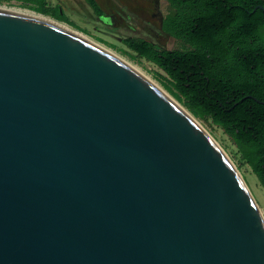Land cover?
<instances>
[{
    "label": "water",
    "instance_id": "obj_1",
    "mask_svg": "<svg viewBox=\"0 0 264 264\" xmlns=\"http://www.w3.org/2000/svg\"><path fill=\"white\" fill-rule=\"evenodd\" d=\"M0 264H264V219L161 90L0 11Z\"/></svg>",
    "mask_w": 264,
    "mask_h": 264
},
{
    "label": "trees",
    "instance_id": "obj_2",
    "mask_svg": "<svg viewBox=\"0 0 264 264\" xmlns=\"http://www.w3.org/2000/svg\"><path fill=\"white\" fill-rule=\"evenodd\" d=\"M11 1L73 26L48 0H0ZM83 1L102 15L96 0ZM165 1L161 30L185 49L135 37L121 43L164 73L165 86L195 118L223 130L264 188V0Z\"/></svg>",
    "mask_w": 264,
    "mask_h": 264
},
{
    "label": "rangeland",
    "instance_id": "obj_3",
    "mask_svg": "<svg viewBox=\"0 0 264 264\" xmlns=\"http://www.w3.org/2000/svg\"><path fill=\"white\" fill-rule=\"evenodd\" d=\"M101 10L102 16H96L83 0H48L50 5H57L61 12L73 23L71 27L89 36L96 42L111 49L116 55L126 60L132 66L138 68L141 73L152 79L162 90L168 93L183 107L182 102L173 94V89H168L161 76L164 73L152 63L139 58L135 53L128 50L122 43L123 38L135 37L147 40L163 49H185L183 43L164 35L158 24V18L154 15V5L152 0H96ZM155 2V0H153ZM157 2V1H156ZM160 4L161 13L166 14L169 7L166 3ZM1 6L28 9L14 1L0 2ZM165 83V84H164ZM203 129L214 139V141L224 151L234 167L237 169L242 180L246 184L252 197L254 198L261 215L264 219V188L252 173L251 169L242 163L229 137L223 130L214 125L210 119L200 120L196 118Z\"/></svg>",
    "mask_w": 264,
    "mask_h": 264
},
{
    "label": "bare ground",
    "instance_id": "obj_4",
    "mask_svg": "<svg viewBox=\"0 0 264 264\" xmlns=\"http://www.w3.org/2000/svg\"><path fill=\"white\" fill-rule=\"evenodd\" d=\"M0 11L2 12H6V13H10V14H15V15H21V16H27V17H33L39 20H42L44 22L50 23L54 26H57L89 43H91L92 45H94L95 47H97L98 49H100L101 51L105 52L106 54H108L109 56L113 57L114 59H116L117 61H119L120 63L124 64L125 66H127L128 68L132 69L133 71H135L136 73H138L140 76H142L144 79H146L147 81H149L151 84H153L155 87H157L159 90H161L169 99H171L183 112H185L188 116H190L196 123L197 125L203 129V127L201 126V124L199 123V121L185 108L183 107L178 101H176L173 97H171L168 93H166L164 90H162L152 79H150L148 76H146L145 74L141 73L140 70H138L137 67L132 66L131 64H129L126 60H124L123 58H121L120 56L116 55L111 49L105 47L104 45L96 42L95 40L91 39L89 36L81 33L80 31L76 30L75 28L71 27L70 25L61 22V21H57L49 16H45L39 13H36L32 10L29 9H21V8H14V7H8V6H1L0 5ZM259 211L261 212V210L259 209ZM261 214V213H260ZM263 217V216H262Z\"/></svg>",
    "mask_w": 264,
    "mask_h": 264
},
{
    "label": "flooded vegetation",
    "instance_id": "obj_5",
    "mask_svg": "<svg viewBox=\"0 0 264 264\" xmlns=\"http://www.w3.org/2000/svg\"><path fill=\"white\" fill-rule=\"evenodd\" d=\"M157 1V2H156ZM161 1V3L163 4V3H166L167 5H168V3L166 2V1H164V0H155V2L152 0V2H153V4H155L154 5V15H153V17H157L158 18V24H159V26H160V29H161V25H162V21H163V19H164V17L167 15V13L166 14H163V15H160V16H158L159 15V13H161L160 11H161V9H162V7L160 8V4H159V6H158V8L156 7V10H155V6H157V3H159ZM100 7V6H99ZM169 7V6H168ZM101 9V8H100ZM102 11V10H101ZM169 11V10H168ZM102 15H103V11H102ZM101 15V16H102ZM161 32H162V30H161ZM163 33V32H162ZM164 35H166L165 33H163ZM168 36V35H167ZM170 37V36H169ZM172 38V37H171ZM180 42V41H179ZM158 47H160V46H158ZM161 48V47H160Z\"/></svg>",
    "mask_w": 264,
    "mask_h": 264
}]
</instances>
